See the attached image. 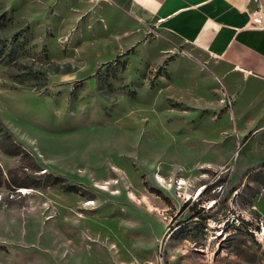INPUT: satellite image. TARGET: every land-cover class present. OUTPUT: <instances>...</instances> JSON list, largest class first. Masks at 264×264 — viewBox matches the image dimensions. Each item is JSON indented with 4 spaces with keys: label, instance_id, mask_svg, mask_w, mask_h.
I'll list each match as a JSON object with an SVG mask.
<instances>
[{
    "label": "rangeland",
    "instance_id": "rangeland-1",
    "mask_svg": "<svg viewBox=\"0 0 264 264\" xmlns=\"http://www.w3.org/2000/svg\"><path fill=\"white\" fill-rule=\"evenodd\" d=\"M127 4L0 0V264H264V79Z\"/></svg>",
    "mask_w": 264,
    "mask_h": 264
},
{
    "label": "crops",
    "instance_id": "crops-1",
    "mask_svg": "<svg viewBox=\"0 0 264 264\" xmlns=\"http://www.w3.org/2000/svg\"><path fill=\"white\" fill-rule=\"evenodd\" d=\"M164 43L197 45L248 79H264V0H126ZM259 9L263 23L253 12Z\"/></svg>",
    "mask_w": 264,
    "mask_h": 264
},
{
    "label": "built area",
    "instance_id": "built-area-1",
    "mask_svg": "<svg viewBox=\"0 0 264 264\" xmlns=\"http://www.w3.org/2000/svg\"><path fill=\"white\" fill-rule=\"evenodd\" d=\"M259 9H256L254 12H253V15L255 16V21L257 23H263V19L259 16Z\"/></svg>",
    "mask_w": 264,
    "mask_h": 264
},
{
    "label": "trees",
    "instance_id": "trees-1",
    "mask_svg": "<svg viewBox=\"0 0 264 264\" xmlns=\"http://www.w3.org/2000/svg\"><path fill=\"white\" fill-rule=\"evenodd\" d=\"M64 187V186H63ZM65 189H68V190H74V186H65L64 187Z\"/></svg>",
    "mask_w": 264,
    "mask_h": 264
},
{
    "label": "bare ground",
    "instance_id": "bare-ground-1",
    "mask_svg": "<svg viewBox=\"0 0 264 264\" xmlns=\"http://www.w3.org/2000/svg\"><path fill=\"white\" fill-rule=\"evenodd\" d=\"M199 193V192H198Z\"/></svg>",
    "mask_w": 264,
    "mask_h": 264
}]
</instances>
